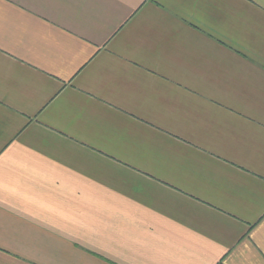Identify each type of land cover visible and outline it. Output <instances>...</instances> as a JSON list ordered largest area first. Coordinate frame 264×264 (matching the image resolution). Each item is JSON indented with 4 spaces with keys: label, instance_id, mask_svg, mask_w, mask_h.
I'll return each instance as SVG.
<instances>
[{
    "label": "crops",
    "instance_id": "1",
    "mask_svg": "<svg viewBox=\"0 0 264 264\" xmlns=\"http://www.w3.org/2000/svg\"><path fill=\"white\" fill-rule=\"evenodd\" d=\"M0 264H264V0H0Z\"/></svg>",
    "mask_w": 264,
    "mask_h": 264
}]
</instances>
